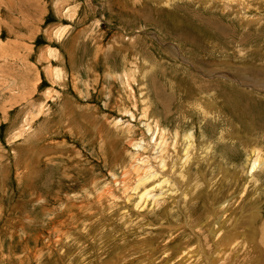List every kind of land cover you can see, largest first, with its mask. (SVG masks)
Listing matches in <instances>:
<instances>
[{
    "label": "rangeland",
    "instance_id": "rangeland-1",
    "mask_svg": "<svg viewBox=\"0 0 264 264\" xmlns=\"http://www.w3.org/2000/svg\"><path fill=\"white\" fill-rule=\"evenodd\" d=\"M258 151L264 0H0V264H264Z\"/></svg>",
    "mask_w": 264,
    "mask_h": 264
},
{
    "label": "bare ground",
    "instance_id": "bare-ground-1",
    "mask_svg": "<svg viewBox=\"0 0 264 264\" xmlns=\"http://www.w3.org/2000/svg\"><path fill=\"white\" fill-rule=\"evenodd\" d=\"M232 2V1H231ZM240 4V3H239ZM248 9V8H247ZM187 140H190V137H187L186 138ZM187 144H188V148L186 149L187 151H185L186 153H185V158L186 157H188V160H186V161H184V164H187L188 162H189V158H190V156L193 154V147H194V144L191 142V141H189V142H187ZM163 147H167V145H165V146H163ZM259 154H260V152L258 151V152H255L254 154H253V158H255L252 162V164H251V172L249 173V175L252 177L253 176V174L254 173H256V172H258V170H261L263 167H264V160H262V161H260V156H259ZM192 158V157H191ZM191 161V160H190ZM143 182H146V181H143ZM149 192H151V189L150 190H147V194H146V191H145V193H143L142 195H141V197H140V199H142V200H147L148 199V196H149ZM223 227V226H222ZM225 227V226H224ZM222 229V228H221ZM220 230V229H219ZM200 253V254H199ZM201 253L202 254H206L205 252H203V250L202 249H200L199 250V252H198V254L201 256ZM198 254H197V256H198ZM216 254V253H215ZM116 256V255H115ZM215 256V255H214ZM207 257V256H206ZM208 257L209 258H207V261H208V263L207 264H223L222 263V259L218 256V255H216L215 257H213V254H210V255H208ZM201 259H202V256L200 257ZM200 259V260H201ZM203 259H205L206 260V258H204L203 257ZM202 259V260H203ZM200 260H199V262H200ZM204 262V261H203ZM205 263V262H204ZM205 263V264H206ZM104 264V263H103ZM200 264V263H199Z\"/></svg>",
    "mask_w": 264,
    "mask_h": 264
}]
</instances>
